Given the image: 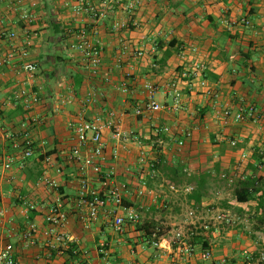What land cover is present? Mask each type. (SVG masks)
I'll return each mask as SVG.
<instances>
[{
    "label": "crops",
    "instance_id": "0c3cea01",
    "mask_svg": "<svg viewBox=\"0 0 264 264\" xmlns=\"http://www.w3.org/2000/svg\"><path fill=\"white\" fill-rule=\"evenodd\" d=\"M103 1L90 3L100 9ZM18 2L21 10L35 15V22H24L21 11L13 10ZM120 2L96 21L90 14L74 13L79 0H0V55L13 54L11 63L0 67V158L12 159L10 169L0 165V251L13 245L18 264H264L261 197L239 204L231 195L253 176L264 185V0H139L131 18L128 0ZM118 22L126 27L114 32ZM84 26L96 30L103 47L97 75L71 48L72 33ZM25 48L29 57L24 59ZM25 62L37 63L34 77L22 70ZM199 62L207 70L194 77ZM173 81L179 82L182 94L178 109H173L167 90ZM147 84L157 87L153 96L167 108L138 116L137 110L152 97ZM23 90L37 93L39 103L19 99ZM252 106L254 119L223 117L226 109ZM82 118L114 123L104 131L103 173L114 169L115 182L130 185L124 204L141 217L123 232L114 229L113 219L124 211L111 203L96 222L84 224L88 210L79 196L81 162L70 158L76 145L71 125ZM184 129L193 131L191 139L185 138ZM114 132H121L122 139H114ZM27 135L33 142L28 159L23 147L15 148ZM180 141H185L183 147ZM155 147L170 166L180 163L198 179L188 184L157 172L152 176L140 157L144 153L155 162ZM88 153L85 148L84 155ZM223 174L235 176V183L229 185ZM46 178L56 180L58 189L45 186ZM88 178L91 188L104 195V177L90 172ZM141 187L150 195L139 197ZM197 190L199 205L190 198ZM58 201L68 213L60 232L69 244L50 247L43 232ZM30 205L35 206L33 220ZM223 213L233 224L218 223L202 232L193 241L194 255L183 260L171 243L174 233L191 222H213ZM32 225L38 233L27 243L24 234ZM138 225L144 228L138 230ZM156 231L160 248L149 237ZM207 250L212 260L203 258Z\"/></svg>",
    "mask_w": 264,
    "mask_h": 264
},
{
    "label": "built area",
    "instance_id": "2783aa9c",
    "mask_svg": "<svg viewBox=\"0 0 264 264\" xmlns=\"http://www.w3.org/2000/svg\"><path fill=\"white\" fill-rule=\"evenodd\" d=\"M18 2L13 6V10L20 12L21 11V19L29 24L35 22L36 17L34 14H31L28 10H21ZM121 4L120 0H104L102 3V7L98 9L90 3V0H79V4L74 6V13L76 15H81L82 13L90 14L94 20L98 21L106 18L109 14L115 11V5ZM140 2L139 0H128L126 4V13L131 18L133 12L137 9ZM242 23L246 25H250L251 23L247 20H242ZM128 24V22H127ZM126 27L124 23H116L113 25V31L119 32L123 28ZM264 32V26L262 27ZM96 30L89 29L86 26L79 28L77 31L72 33V42L71 48L82 55V59L85 62V66L89 70L92 75H97L102 63H103V47L100 41L96 38ZM10 38L12 40L17 39V34L12 33ZM30 45V42H28ZM195 51V50H194ZM139 56H142L143 53H139ZM22 57H29V50L25 48L22 51ZM13 59V54H8L6 56L0 55V67H3L9 63H11ZM22 70L34 77L38 71V65L36 62H25L22 66ZM207 70L206 66L199 62L195 65L192 74L194 77L202 76ZM145 88L151 92L152 97L149 101L137 110V115H143L145 113H160L164 111L167 107L160 104L153 94L157 92V87L152 84H147ZM168 92L174 99V107L173 109H178L181 103V89L179 88V82H171L167 87ZM128 91V84H123V92ZM19 99H23L26 103L32 101L34 104H38L40 99L37 93H30L28 90L21 91L18 96ZM256 116L255 107H250L248 110L241 108L237 112H234L231 109H226L224 111L223 117L227 121L234 122H244L247 119H254ZM114 126L113 122L103 123L99 120L86 121L84 118L80 119L77 123L72 124L71 127L74 130L76 145L72 150V154L70 156L71 160H76L81 162L80 172H81V181H80V200L81 204L87 207V216L83 218L85 226L89 227L92 223L96 222L103 209L111 203L114 204L118 209H122L124 212L121 214L114 215L113 219V227L117 232H123L126 224H138L140 223L141 217L140 214L132 209L128 208L124 204V196L130 190V185L125 182H115V170L112 169L108 173H103V168L101 165V161L105 157L106 152V143L104 140V131L109 128L112 129ZM171 128L166 127L164 131L166 133H170ZM186 139H191L193 137V131L191 130H182L181 131ZM114 139H122L123 134L121 132H114ZM23 146L18 143L15 144V148L19 149L23 147L24 149V157L26 159L31 158L33 156V142L27 135L24 139ZM185 145V141H180L179 146L183 147ZM231 145L233 147L237 146L236 141H232ZM89 150L88 155H84V149ZM116 158L118 155H114ZM244 157H246L244 155ZM140 163L143 165H147L148 168L153 171L155 174V163L153 161L149 162L146 155L143 153L140 157ZM0 165L3 166L6 170L12 167V159L3 160L0 158ZM58 172H61L59 170ZM93 172L100 177H104V186L106 187V191L104 195H101L100 192L94 190L90 186V181L88 178V174ZM222 178L228 181L229 185H233L236 181L235 176H229L226 174L222 175ZM241 180H244V176L238 177ZM43 184L53 190H57L59 184L56 180L43 179ZM137 194L139 197H145L150 195V192L146 190L144 187H141L137 190ZM31 210L35 209V206H29ZM68 213L63 209L62 202L58 201L56 206L50 208L47 216L46 223L48 224V228L43 232V235L50 243V247H56V245H68L69 239L65 237L63 233L60 232L66 224L68 223ZM228 223L232 224V220L226 214H221L217 216L216 220L208 223H189L185 227L179 228L174 233V238L172 240V244L177 246V249L180 253V256L183 260L190 259L195 253V244L194 239L199 237L202 232H209L211 229L216 226L218 223ZM38 233V230L35 225H32L29 230L24 234V240L27 243H32L35 239V235ZM152 244L155 247H162V242H159L160 236L159 231L153 233L151 237ZM104 247V245H103ZM212 252L207 250L203 254V258L205 260H212ZM0 264H18L15 258V250L13 245H7L4 249L0 251Z\"/></svg>",
    "mask_w": 264,
    "mask_h": 264
},
{
    "label": "trees",
    "instance_id": "16d2710c",
    "mask_svg": "<svg viewBox=\"0 0 264 264\" xmlns=\"http://www.w3.org/2000/svg\"><path fill=\"white\" fill-rule=\"evenodd\" d=\"M24 143L21 145L23 146ZM155 150L158 152V156L155 163L154 170L157 172V176H160L161 174L165 176V178L171 180V182H180L182 180H186L188 184L193 183L198 178L195 176H189L184 166H182L180 163L173 164L170 166L168 160L165 158V156L162 154V150L159 148L157 149L155 147ZM53 152L48 153V156H51ZM152 176L153 171H151ZM263 179L257 178L256 176H253L252 178H248L245 183L243 184L242 188H239L235 191V197L236 201L239 204H248L251 201H253L257 195H260L261 197V209H264V185L262 183ZM191 199L195 200V203L199 205L201 203L202 195L198 193V190L193 193L192 196H190ZM28 213L30 214V219H34L35 212L32 211L30 208H27ZM262 222H264V211L262 213ZM144 227L138 225V230H142ZM153 233L149 234V237L151 238Z\"/></svg>",
    "mask_w": 264,
    "mask_h": 264
},
{
    "label": "rangeland",
    "instance_id": "374dc122",
    "mask_svg": "<svg viewBox=\"0 0 264 264\" xmlns=\"http://www.w3.org/2000/svg\"><path fill=\"white\" fill-rule=\"evenodd\" d=\"M157 148V147H156ZM157 149H159V148H157ZM231 195L233 196V197H235V191L234 192H231ZM186 210H188L187 208H186ZM165 211H167V209L166 210H162V211H160V210H158L157 212H162V213H165ZM223 214H226V215H228V213H223ZM230 219L232 220V224H233V219L230 217ZM236 225V224H235Z\"/></svg>",
    "mask_w": 264,
    "mask_h": 264
}]
</instances>
